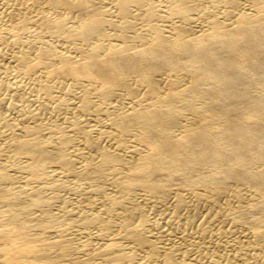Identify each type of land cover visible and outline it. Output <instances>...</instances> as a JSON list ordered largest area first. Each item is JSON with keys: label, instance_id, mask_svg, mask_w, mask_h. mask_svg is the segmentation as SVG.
Masks as SVG:
<instances>
[{"label": "bare ground", "instance_id": "1", "mask_svg": "<svg viewBox=\"0 0 264 264\" xmlns=\"http://www.w3.org/2000/svg\"><path fill=\"white\" fill-rule=\"evenodd\" d=\"M0 264H264V0H0Z\"/></svg>", "mask_w": 264, "mask_h": 264}]
</instances>
